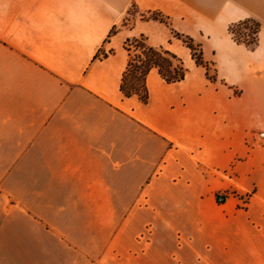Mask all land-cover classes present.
I'll return each mask as SVG.
<instances>
[{
  "label": "crops",
  "instance_id": "obj_1",
  "mask_svg": "<svg viewBox=\"0 0 264 264\" xmlns=\"http://www.w3.org/2000/svg\"><path fill=\"white\" fill-rule=\"evenodd\" d=\"M139 37L185 69L146 104L120 91ZM258 131L264 0H0V264H264Z\"/></svg>",
  "mask_w": 264,
  "mask_h": 264
},
{
  "label": "trees",
  "instance_id": "obj_2",
  "mask_svg": "<svg viewBox=\"0 0 264 264\" xmlns=\"http://www.w3.org/2000/svg\"><path fill=\"white\" fill-rule=\"evenodd\" d=\"M157 15L152 16L153 20H159ZM245 30L254 35L249 43L253 45L256 42L259 26L251 19L240 21L229 27V34L235 35L236 30ZM239 43L238 40H234ZM184 44L192 53L197 65L206 67L201 59L199 47L192 45L190 39H185ZM241 44V43H239ZM127 51L128 60L125 72L121 80L120 91L125 98L137 96L144 104L147 102L146 77L148 73L155 69L167 84H174L182 81L185 75V69L182 62L172 53L162 49L151 47L143 37L128 39L124 46ZM131 48H133L131 50Z\"/></svg>",
  "mask_w": 264,
  "mask_h": 264
},
{
  "label": "rangeland",
  "instance_id": "obj_3",
  "mask_svg": "<svg viewBox=\"0 0 264 264\" xmlns=\"http://www.w3.org/2000/svg\"><path fill=\"white\" fill-rule=\"evenodd\" d=\"M133 15V14H132ZM134 16V15H133ZM132 18H128V21H131ZM237 32H234L235 35H233V40H238L239 43L241 44H245L247 46H249V43L252 41V39L254 38V35L250 34L248 31H245L243 29H241L240 31L239 30H236ZM232 36V35H231ZM133 48H131L132 50ZM222 190H225V191H228L229 193H231V196L229 198V200H234V201H237L238 202V206L239 208L241 209H246L248 204H249V201H250V198L252 197V193H244V194H240L237 192V190H233V189H222ZM42 256H40V261H42L43 259H41Z\"/></svg>",
  "mask_w": 264,
  "mask_h": 264
},
{
  "label": "built area",
  "instance_id": "obj_4",
  "mask_svg": "<svg viewBox=\"0 0 264 264\" xmlns=\"http://www.w3.org/2000/svg\"><path fill=\"white\" fill-rule=\"evenodd\" d=\"M251 148H264V131H258L254 134V140ZM232 197L231 193L225 190L216 191L214 198L218 205H224Z\"/></svg>",
  "mask_w": 264,
  "mask_h": 264
}]
</instances>
